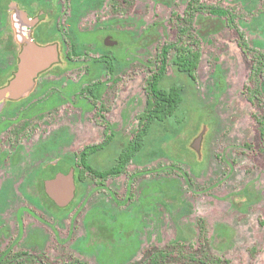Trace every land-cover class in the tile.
<instances>
[{
    "label": "rangeland",
    "instance_id": "374dc122",
    "mask_svg": "<svg viewBox=\"0 0 264 264\" xmlns=\"http://www.w3.org/2000/svg\"><path fill=\"white\" fill-rule=\"evenodd\" d=\"M182 1L171 0L166 6L161 0H135L137 16L126 27L136 31V44L128 30L120 34L115 50L132 58V64L126 65L114 86V97L106 101L112 109L106 116L126 136L144 104V79L153 69L146 60L153 62L159 46L178 38L175 17H168L172 10L181 13ZM199 2L237 15L235 22L253 51L240 49L236 30L230 26L208 40L197 35L201 57L194 80L168 68L167 75L184 87L174 119L155 124L140 161L130 163L124 174L108 179L104 186L92 183L83 188L75 184L73 169H50L60 157L35 152L36 143L44 140L41 131L21 137L17 161L0 165V253L7 247L8 255L13 250L36 251L43 254V264L69 258L87 264H133L144 251L163 247L176 235L186 247L196 245L200 218L212 253L224 255L232 264H264V131L255 118L264 121V69L250 80L253 54L261 53L264 62V36L240 25L250 22L256 10H246L239 0ZM258 9L264 10V0ZM138 17L147 24L158 22V40L148 44L139 38L146 24L136 25ZM198 29L196 22L189 35L193 37ZM87 37L97 44L103 36L84 34ZM181 38L196 48L190 36ZM259 40L263 45H258ZM59 116L60 129L49 130L50 134L57 129L73 134L72 142L67 137L60 150L77 151L101 139L102 125L95 124L92 113L73 107ZM110 148L91 162L107 166L116 155ZM37 168L42 175L38 176ZM57 173L71 175L62 182L66 190L74 186L70 198H60L61 204L46 190L47 181ZM61 239L65 242L59 245ZM60 247L67 250L62 260L57 257Z\"/></svg>",
    "mask_w": 264,
    "mask_h": 264
},
{
    "label": "flooded vegetation",
    "instance_id": "af4514ba",
    "mask_svg": "<svg viewBox=\"0 0 264 264\" xmlns=\"http://www.w3.org/2000/svg\"><path fill=\"white\" fill-rule=\"evenodd\" d=\"M183 1L181 13L168 17V20L175 17L178 37L185 35L180 32L185 26L187 2ZM137 13L135 0H0V89L7 86L15 76L23 54L27 53L33 59L43 57L33 47H53L56 53L55 61L36 73L25 95L16 99L5 97L0 101V165L7 160L15 163L21 148L19 139L38 130L42 132L44 140L36 143L38 147L35 152H53L59 156L60 159H56L50 169H56L57 172L73 169L75 184H78L76 173L82 169L72 159L75 153L86 146L101 143L111 135L112 144L103 146L93 156L105 151L108 146L113 151L119 149L121 130L106 116L112 110L106 101L114 97V86L126 65L132 64L129 63L132 58L124 53L126 57L123 59V53L121 50L116 51L115 47L122 30H128L126 25L131 23ZM90 15L94 16L93 20L89 19ZM83 19H89L85 24L88 26L81 24ZM138 22L147 26L153 24L154 20L147 24L138 17L135 24ZM128 31L130 41L134 40L136 44V31ZM90 33L101 34L102 42L92 44L89 37L84 39V34ZM78 45L82 51L76 54ZM253 57L256 55L253 54ZM97 60L102 61L101 68L95 67L94 62ZM72 76L79 78L74 80ZM96 77L103 84L97 89L100 98L94 101L90 96L89 84L97 80ZM73 107L81 108L84 114L92 113L95 124L102 125L101 139L85 144L77 151H62L61 143L67 137L72 142L73 134L67 129L58 132L61 120L59 115ZM107 122L111 125L109 129ZM55 128H58L57 132L50 134L49 130ZM37 170L38 176L42 175V170Z\"/></svg>",
    "mask_w": 264,
    "mask_h": 264
},
{
    "label": "trees",
    "instance_id": "16d2710c",
    "mask_svg": "<svg viewBox=\"0 0 264 264\" xmlns=\"http://www.w3.org/2000/svg\"><path fill=\"white\" fill-rule=\"evenodd\" d=\"M185 1L187 2L185 9V26L180 29V32L188 37L190 36L191 39L192 36L189 35L190 26L198 22L199 29L195 30V35L191 39V42L193 45H196V48H192V44L183 42L181 37H178L175 41L165 42L159 46L153 62H151L150 59L146 60L147 64H153V69L144 79V104L141 111L135 116L136 125L132 129L131 134L126 136V134L121 132V146L115 151L116 155L114 159L107 166H98L91 162L95 152L99 151L105 145L112 144V135L107 137L103 142L86 146L82 151L73 155V161L82 168L77 171L76 176L78 183H80L83 188L92 183L95 187L104 186L105 181L108 179L124 174L130 163L140 161L138 156L143 149L145 150L146 141L152 131V127L155 124L162 125L169 119H174L175 113L183 101L184 87L170 75H167L168 68H171L177 76L181 74L186 76L189 80H194V72L201 57L200 48L198 47L199 41L197 40L198 38L196 39L197 35L199 39L208 40V36L218 33L224 26H230L236 30L238 45L241 50L246 53L253 51L252 47L249 46L245 39L241 27L235 22L236 18H238L237 15L230 9L217 5H206L198 0ZM239 1L246 7V10H256L250 22H242L240 25H243V27L246 26L253 32H259L260 36H264V10H257L260 0ZM161 2L168 6L171 4V0H161ZM196 11H198V13H195ZM204 12L208 14L204 15ZM174 14L177 13L172 10L170 16ZM157 25L158 22L147 25L142 33L138 35L139 38L148 44L158 40L159 34L156 30ZM261 42L262 41L259 40L258 45H263ZM77 47L78 50L75 51L76 54L82 51L79 45ZM256 57L258 58L253 60L254 64L252 66L250 80L257 75L258 71L264 69V62H262L263 55L259 53ZM101 62L100 60L95 61V67L101 68ZM216 68L217 67H215V69ZM102 84L103 82L99 79L89 84L90 96L94 101L100 98V93L97 89ZM83 91L84 89H82V92ZM90 107L92 108L93 105L91 104ZM255 118L260 128L262 126V131H264L263 119H260V117ZM262 118H264V115H262ZM106 125L107 129L111 127L108 122ZM167 130L168 129H164V132H167ZM172 133L174 132L172 131ZM123 137L126 138L123 140ZM90 190H88L87 193ZM84 218L85 223L86 216ZM196 226V245L189 243L186 247L184 244L180 243V237L176 235L173 241L163 247L144 251L140 260L135 261L133 264H232L224 255L212 253L209 238L206 234L204 220L199 218L196 221ZM73 229H75V225H73L72 230ZM58 241L59 245L65 242L64 239ZM9 250L10 248L7 247L0 253V264H43V254L41 253L36 251L31 253L26 250H13L14 252L8 255L10 252ZM66 252L67 250H64V247H60L57 257L61 256L60 259L63 258ZM55 264L87 263L80 262L77 259L71 260V258H69L64 261L55 262Z\"/></svg>",
    "mask_w": 264,
    "mask_h": 264
},
{
    "label": "water",
    "instance_id": "95a60500",
    "mask_svg": "<svg viewBox=\"0 0 264 264\" xmlns=\"http://www.w3.org/2000/svg\"><path fill=\"white\" fill-rule=\"evenodd\" d=\"M33 49L43 57L33 59L31 56L27 55V53L21 56V62L15 76L10 80L7 86L0 89V101L5 97L16 99L25 95L31 88L36 73L56 59V53L53 47H33ZM70 176V174L65 175L63 173H57L54 179H51L46 183L48 194L53 197L57 203L61 204V202H58L61 197H64L65 195H70L71 197L72 195V189L74 186L72 185L71 189L68 190L63 186ZM62 191H64V193ZM59 192L63 194H60ZM70 197L68 196V198Z\"/></svg>",
    "mask_w": 264,
    "mask_h": 264
}]
</instances>
